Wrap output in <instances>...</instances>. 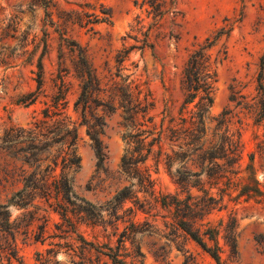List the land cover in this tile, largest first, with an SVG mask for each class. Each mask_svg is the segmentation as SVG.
Listing matches in <instances>:
<instances>
[{"label":"rangeland","instance_id":"1","mask_svg":"<svg viewBox=\"0 0 264 264\" xmlns=\"http://www.w3.org/2000/svg\"><path fill=\"white\" fill-rule=\"evenodd\" d=\"M101 8L111 12L108 22L80 24V18L82 22L88 18L85 14H100ZM60 34L86 49L105 80L113 77L120 81L115 77L119 69L121 75L129 77L140 96L152 103V122L148 127L157 132L162 124L167 129L179 121L185 97L183 68L191 52L206 38L215 41L208 51L216 76L210 115L217 116L229 104L231 84L248 98L255 93V78L264 54V0H52L47 8L36 0H0V134L10 125L27 126L44 119L45 107H49V115L58 109L73 121L81 120L79 112L73 109L80 82L73 65L77 49L72 51ZM40 59L43 84L38 89ZM60 71L64 95L55 107L53 98L61 86ZM32 91H37L36 99L30 104L23 103L24 97ZM119 121L118 114L107 117L108 126L101 135L107 151L106 166L111 171L117 169L126 149L125 130ZM228 126L231 131L240 132L241 141L238 173L229 186L225 178L216 182L205 180L200 190L196 187L187 192L163 164V154L170 146L162 139L154 145L147 165L160 196L186 199L191 193L201 197L203 189L216 198L222 196L220 208L198 221L204 224L203 228L218 232L220 264H264V121L256 123L250 114L241 111L230 118ZM79 131L77 152L81 166L75 175V187L91 201L103 200L106 191L86 190L96 171L97 159L86 127L82 126ZM6 161L0 150L1 203L18 187L3 180ZM251 189L260 193L249 191ZM43 206L47 211L40 215L45 214L46 221L35 219L28 233L22 228L16 235L14 243L19 260L12 264H39L37 254L46 256L50 248L57 251L54 259L58 264H72V259L80 261L79 250L74 253L66 247L75 234L63 231L66 223L61 215L47 204ZM9 211L10 221L21 219L24 212L14 206H10ZM68 216L77 233L85 239L117 250L119 233H114L112 227L105 228L70 212ZM137 219L148 220L160 235L138 238L134 244L139 245L142 256L137 258L132 256L134 247L126 241L120 248L126 264H217L190 238H179L176 244L162 237L164 222H171L173 214L162 210L160 205L147 213L138 212ZM29 220L28 216L26 223ZM233 220L238 232L235 255L230 254L224 241V228ZM41 224H45V230L38 238ZM205 241L208 246L215 245L207 238ZM181 247L189 250L194 259L188 261V253L181 251ZM89 255L84 259L85 264H113L106 256L97 258L94 251Z\"/></svg>","mask_w":264,"mask_h":264},{"label":"trees","instance_id":"2","mask_svg":"<svg viewBox=\"0 0 264 264\" xmlns=\"http://www.w3.org/2000/svg\"><path fill=\"white\" fill-rule=\"evenodd\" d=\"M36 2L47 8L52 0ZM85 16L88 18L85 22L80 18V24L89 26L92 23L108 22L111 12L101 8L100 14L92 12ZM92 28L93 26L90 27ZM60 38L72 51L77 49L73 65L80 82L73 109L79 112L81 120L73 121L58 109L49 115V107H45L42 110L44 119L35 120L27 126L10 125L0 134V150L7 159L3 168V180L12 185L18 184L5 202H0V264H12L14 260H19L15 237L22 228L24 233H28L33 220L46 221L45 214L40 215L47 211L43 206L45 204L61 215L66 223L63 231L75 234L74 237L68 235L72 242L66 247L74 253L78 249L81 259H72V264H85L84 259L93 251L97 258L103 255L113 264H126L120 254V248L124 247L126 241L134 247V258L142 256L139 245L134 244L136 240L145 235L160 234L148 220L139 221L137 213H147L158 205L162 210L173 214L171 222H164L162 237L176 244L179 238H190L220 264L218 232L210 227L203 228L204 224H198V221L205 214L220 208L222 196L216 198L204 189L201 197L191 193H188L186 199L160 196L147 163L154 145L159 144L162 139V142L166 141L170 146L163 154V164L175 182L187 192L196 187L200 190V186L206 181L216 182L221 178H225L226 185L229 186L238 173L241 141L240 132L231 131L228 121L241 111L250 114L256 123L264 121V54L260 58L255 78V93L248 98L241 89H236L235 84H231L229 104L217 116H211L216 76L211 68V55L208 51L215 41L206 38L191 52L183 68L185 97L179 111V121L167 129L162 124V129L155 132L148 127V123L152 122V103L140 96L128 76L121 75L119 69L115 77H119L120 81L113 77L105 80L98 73L85 48L68 40L63 34H60ZM37 66L39 72L36 81L40 89L43 84L41 59ZM61 71L58 74L61 86L53 98L55 107L64 95ZM36 97L37 91H32L22 101L30 104ZM114 114L119 115V124L125 130L123 140L126 149L117 169L111 171L106 166L107 151L101 135L108 126L107 117ZM82 126L86 127V134L97 159L96 171L87 183L86 190L94 193L97 190L107 192L103 200L95 202L81 195L74 183L81 166L77 146ZM249 191L260 193L258 190ZM248 195L251 197V194ZM10 206L24 211L21 219L10 221ZM69 212L105 228L112 227L114 233H119L117 250L114 251L106 244L97 245L77 233L68 216ZM28 216L30 220L26 223ZM38 227L39 236L37 234L36 237L41 238L45 224ZM236 229L235 220L224 228V241L232 255L237 254ZM205 238L215 245L208 246ZM180 250L188 253V261L194 259L189 250L182 247ZM56 252L52 248L46 250V256L39 252L38 263L58 264L54 259ZM88 260L92 263L90 257Z\"/></svg>","mask_w":264,"mask_h":264}]
</instances>
